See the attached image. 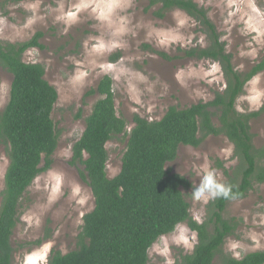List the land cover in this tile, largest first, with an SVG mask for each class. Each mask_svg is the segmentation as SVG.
<instances>
[{
    "label": "rangeland",
    "instance_id": "obj_1",
    "mask_svg": "<svg viewBox=\"0 0 264 264\" xmlns=\"http://www.w3.org/2000/svg\"><path fill=\"white\" fill-rule=\"evenodd\" d=\"M194 1L207 10L235 70L247 72L264 59V0ZM146 8L145 0H1V43H22L42 33L39 43L43 48L27 50L22 60L42 65L44 79L56 90L51 118L59 134L50 169L33 181L21 201L11 237L15 251L12 264H46L52 251L66 254L76 248L82 217L92 211L94 199L79 176V168L70 164L72 146L98 100L97 95L87 93L103 76L113 81L115 110L126 121L127 132L134 115L159 120L170 107L207 103L224 89L219 64L183 55L184 50L206 45L195 22L179 10L158 19L155 9ZM145 45L165 53L170 60L160 58ZM116 53L120 57L112 63ZM254 80L255 84L251 83ZM11 81L12 75L0 68V112L9 101ZM253 87L264 93V71L245 85L236 101L237 111L250 113L264 108V98L259 103L249 100ZM250 126L254 145H263L264 111ZM126 141L120 135L106 144L109 178L120 170ZM235 165L232 144L224 136H210L197 148L180 146L166 169L190 181L193 189L182 192L192 218L202 223L207 205L227 186ZM7 166V146L2 145L0 194ZM223 215L238 224L234 235L225 241L227 254L239 259L264 251V183L243 198L229 201ZM39 240L41 245H33ZM195 244V233L178 225L152 245L148 264H174L181 254L191 253Z\"/></svg>",
    "mask_w": 264,
    "mask_h": 264
},
{
    "label": "trees",
    "instance_id": "obj_2",
    "mask_svg": "<svg viewBox=\"0 0 264 264\" xmlns=\"http://www.w3.org/2000/svg\"><path fill=\"white\" fill-rule=\"evenodd\" d=\"M145 1L146 9H155L153 14L158 19L179 10L195 22L206 45L184 50L183 55L219 64L225 87L214 94L212 101L170 107L159 120L134 115L127 132L126 121L115 110L113 81L103 76L87 93L97 95L98 100L72 146L70 162L79 168L94 207L82 217L76 248L66 254L52 251L46 264H148L152 245L181 224L195 233L196 244L191 253L181 254L174 264H264V251L239 259L224 251L226 239L234 235L238 224L223 215L229 201L243 198L254 186L264 183V144L254 145L250 126L264 108L250 113L236 110L245 85L264 71V59L247 72L237 71L204 7L194 0ZM41 37L37 32L26 42H0V68L12 75L9 101L0 112V146H7L8 158L0 194V264H12L15 251L11 237L21 201L33 181L50 169L58 146L59 134L51 118L57 92L44 79L42 65L22 60L27 50L43 48ZM144 48L170 60L163 52L146 45ZM119 57L116 53L110 60L114 63ZM120 135L127 139L126 149L118 174L109 178L106 144ZM210 136H224L232 144L236 165L227 186L219 189L207 205L205 220L198 223L182 192L193 189L192 184L184 176L171 173L166 165L176 159L180 146L197 148ZM41 244L39 240L33 245Z\"/></svg>",
    "mask_w": 264,
    "mask_h": 264
},
{
    "label": "clouds",
    "instance_id": "obj_3",
    "mask_svg": "<svg viewBox=\"0 0 264 264\" xmlns=\"http://www.w3.org/2000/svg\"><path fill=\"white\" fill-rule=\"evenodd\" d=\"M251 83L255 84V80ZM262 98H264V93H261L255 87H253L252 94L250 95L249 100L252 103H259L262 100Z\"/></svg>",
    "mask_w": 264,
    "mask_h": 264
}]
</instances>
